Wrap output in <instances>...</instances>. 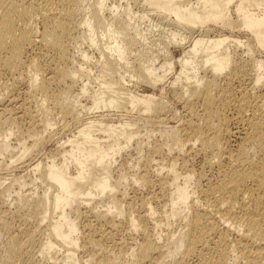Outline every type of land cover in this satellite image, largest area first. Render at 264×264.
<instances>
[{"label": "bare ground", "instance_id": "bare-ground-1", "mask_svg": "<svg viewBox=\"0 0 264 264\" xmlns=\"http://www.w3.org/2000/svg\"><path fill=\"white\" fill-rule=\"evenodd\" d=\"M90 48L98 88L88 94ZM22 86L40 94L42 117L15 98ZM0 90V111L16 106L28 125L18 144L0 135V167L30 177H0L7 264H55L60 252L66 264H126L125 254L130 264H264V0H0ZM167 95L187 115L161 132L167 141L143 145L139 127L166 117ZM44 104L63 127L77 125L45 162L55 117ZM131 146L143 159L130 162L132 180L127 168L116 180L113 164ZM196 157L203 164L189 168ZM130 180L156 185L163 203L153 192L127 201ZM171 218L183 221L177 233ZM119 226L129 245L114 239Z\"/></svg>", "mask_w": 264, "mask_h": 264}, {"label": "rangeland", "instance_id": "rangeland-1", "mask_svg": "<svg viewBox=\"0 0 264 264\" xmlns=\"http://www.w3.org/2000/svg\"><path fill=\"white\" fill-rule=\"evenodd\" d=\"M157 33V32H156ZM165 35H166V33H164ZM163 34V35H164ZM165 35L163 36L164 37V39H165ZM155 37H156V35H155ZM159 37V35L156 37V38H158ZM162 37V38H163ZM158 43V42H157ZM86 44L84 43V44H82V48H86L87 49V46H85ZM155 45V44H154ZM177 49H179V48H177ZM176 49V51H175V56L176 57H178L179 55H180V53H181V49H179V50H177ZM242 49V50H241ZM90 50V52H91V54L93 53V55H95V56H92L91 57V61L89 62V66H90V68H91V72H90V76H91V80H90V91L88 92V94L90 93V92H93V91H95L96 90V88H98V85H97V87H96V84H98V81H97V79L95 78L96 76H97V74H98V72H96L97 70H98V67H97V65H96V59L98 58V53L96 52V51H93V48H90L89 49ZM238 51H239V53H241L243 56H246L245 55V53H243V48H240V49H238ZM242 51V52H241ZM95 52V53H94ZM97 54V55H96ZM27 57H29V54H27ZM94 59V60H93ZM91 62H92V64H91ZM95 62V63H94ZM94 65H96V66H94ZM94 66V67H93ZM97 69V70H96ZM95 74H96V76H95ZM94 76V77H93ZM96 80H95V79ZM94 80H95V82H94ZM97 81V82H96ZM168 83V82H167ZM166 83V84H167ZM92 86V87H91ZM21 89V90H20ZM29 89V90H28ZM93 90V91H92ZM158 90V91H157ZM156 91H155V93L156 94H160V90L159 89H157ZM0 92L1 93H4V91H1L0 90ZM30 92H32V89H30V88H26V87H24V86H22V87H20L18 90H16L15 91V94H14V96H15V98L18 100V102H23L24 103V107H26L27 108V106H28V108H30V109H35V110H39L38 108L36 109V105H37V103H38V101L37 100H40V94H38L37 93V91L35 92V91H33L32 93H30ZM34 93H35V96H34ZM32 94H33V96H34V98L32 99ZM88 94H86V95H88ZM1 96H3L2 94H1ZM0 96V97H1ZM32 96V97H31ZM167 97L168 98H166V100H167V104L168 105H170L169 106V108L170 109H168L167 110V115H166V117L160 122V121H158V123L155 121H153V122H149V123H147L146 125H143V126H141V127H139L140 128V133H142V134H140L142 137H140L139 136V138H141L140 140H144L143 142V145L144 144H146L147 142H151V140L152 141H156V142H165V141H163L164 139L167 141L168 140V137H167V134H165V133H161V132H164L163 130L164 129H169L170 127H173V126H178V125H180L182 122H180V121H182L183 120V118H184V116H186L187 114H186V112H185V110L183 109V105L179 102V101H177V99H175L174 97H172V96H169V95H167ZM85 98H87L86 96L85 97H83L82 99H84V101H83V103H85V102H87V100H85ZM25 99V100H24ZM32 99V100H31ZM36 99V100H35ZM169 102V103H168ZM36 103V104H35ZM34 104V105H33ZM44 105H46V107L44 106ZM43 105V107H44V109L46 110V109H48V108H52L51 110H49L48 109V112H49V115H48V117H55V119L54 118H52V121H54V125L50 128V131H52L53 132V137L51 138L52 140H49V141H47L45 144H44V146L42 147V149L40 150V159L42 158L43 159V161L45 162V161H48V160H50L52 157H54L55 159H58L59 158V155L57 154L58 153V149L60 148V145L61 144H63V142H65V141H67V139L69 138V139H71L72 137H73V135H76V132H77V129H76V127H77V125L76 124H73V123H70V125L68 124V126H66V127H63V121L62 120H60L59 119V114H57L58 113V110H57V108H55L54 106H52V105H47V104H44ZM52 106V107H51ZM12 107H14V110H13V108H11V106H7L6 107V110H4V111H0V135L2 134V133H4V132H11L12 133V135H11V137H10V139H11V143L12 144H18V142H19V139H22V138H25L26 137V133H27V131L25 132V130L27 129V127H28V125H27V122H26V120H19V119H17L16 117H15V115H17V112H16V110H15V107L16 106H13L12 105ZM3 107L2 106H0V109H2ZM9 108V109H8ZM55 108V109H54ZM44 110V111H45ZM131 111V110H130ZM129 110H127V111H125V110H123V111H120V112H118V113H120V114H122L121 116H122V118H127V116H129V114L131 115V116H133L135 113L134 112H130ZM16 112V113H15ZM45 112H47V110L45 111ZM52 112V113H51ZM130 112V113H129ZM175 112V113H174ZM39 113V114H38ZM56 113V114H55ZM36 114L37 115H39L40 116V114H42V116L44 115V112L42 111V113H40V110L38 111V112H36ZM98 115V114H101V112H96V111H94L93 113L91 112H89L88 114H86V115H83L82 117H90V116H94V115ZM186 114V115H185ZM57 115V116H56ZM127 115V116H126ZM18 116V115H17ZM42 116H40V117H42ZM182 116V117H181ZM54 119V120H53ZM25 121V122H24ZM143 127H145L144 129H143ZM146 127H147V129H146ZM26 128V129H25ZM65 128V129H64ZM147 130V131H146ZM148 132V133H150V132H152V134H150L152 137H150V140H149V138L147 137V136H145V135H143V134H146V132ZM22 132V133H21ZM23 134V135H22ZM47 133H43V135H46ZM25 135V136H24ZM147 135V134H146ZM154 135V136H153ZM164 135H166V137L164 136ZM164 136V137H163ZM148 139H146V138ZM1 138V137H0ZM144 138V139H143ZM146 140V141H145ZM64 145H66V144H64ZM132 147H134V146H131L129 149H127V151H124V153L122 152V154H121V157L120 156H118L117 157V159L118 160H116L117 162H115L113 165V178L114 179H118V175H119V172H121L122 170L121 169H125V168H127V169H125L124 171H128V179H131L132 180V174L134 173V170H135V168H137V167H139V163L142 161V159H143V156H141L142 154H139V153H137L135 150H133L132 149ZM58 148V149H57ZM128 151H129V153H128ZM129 154V155H128ZM43 155V156H42ZM128 155V156H127ZM46 156V157H45ZM49 157V158H48ZM130 158H131V160H130ZM135 158V159H134ZM136 159H137V161H136ZM9 160V157L7 158H4V162H6L7 164H8V161ZM136 161V162H135ZM130 162H133V163H135V168H134V170H132L129 166V164H130ZM203 161H202V158H200V157H196V158H193L191 161H189V165H188V167L189 168H194V169H197V168H200L201 167V165L203 164L202 163ZM137 163V164H136ZM120 165V166H119ZM121 165L122 166H124V168H122L121 167ZM13 167V168H12ZM120 167V168H119ZM116 168V169H115ZM121 170V171H120ZM132 170V171H131ZM7 172V173H6ZM24 172H22L21 171V168H15L13 165H9V167H7V166H5V164H1V167H0V177L1 178H3V180L4 179H6L5 180V183H8L9 181H10V179L12 178V176L14 175V176H18V175H24L23 174ZM8 175V176H7ZM6 177V178H5ZM9 178V179H8ZM8 179V180H7ZM25 179L27 180V182L30 180V177L28 176V175H26L25 174ZM2 179H1V181H3ZM131 180L130 181H128V182H126L125 183V181L123 182V186L126 184H128L126 187L124 186H120V191L122 192V191H124V189L126 190L125 191V193H126V195H125V199L127 200V201H129V202H133V204L135 203V205L137 204V203H140V201H141V199H148V198H150V194L151 195H153L152 194V192L154 193V194H157V200H156V203H158V204H162L163 202V198H161V196H160V193L158 192L157 193V190L158 189H156L157 188V186L155 185V186H151V187H149L148 185H145V183L143 182V181H139V183H135V184H130V182H131ZM125 183V184H124ZM132 183V182H131ZM30 187H32L31 185H29V184H27V185H25L24 187H23V193H22V198H23V196L25 195V198H28L29 197V194L31 193V188ZM155 187V188H154ZM29 188H30V190H29ZM27 189V190H26ZM29 191V192H28ZM155 191V192H154ZM24 194V195H23ZM14 195V194H13ZM120 197H122V196H120ZM162 200V201H161ZM158 201V202H157ZM95 202H93V203H91V205L92 204H94ZM101 203H99V205H97L96 203L94 204V205H92V206H94V208H95V205H96V208H95V210H97V209H100L99 211H101V210H104V208H105V206H103L102 204L100 205ZM100 206H102V207H100ZM138 206V205H137ZM136 206V207H137ZM87 217H88V219H87ZM90 219V220H89ZM174 221H173V220ZM88 220V222L91 224V225H93L92 227H95V228H97L98 230H100V228L101 227H103L98 221H95V217H93L92 215H90V214H88V215H86V217H85V221H87ZM171 220H172V222H171ZM92 221V222H91ZM171 222V223H170ZM182 220L181 219H179V218H171L170 220H169V223L165 226V227H169V228H167V229H169L168 231H170L171 233H175V231H176V233L178 232V230H181L180 229V227H182L181 225H182ZM118 229L116 230V229H114V231H113V235L114 236H116L114 239H117V240H120V241H124L125 242V244L126 245H129V243H130V241H131V239H129L130 238V236L132 235L131 234V232L125 227V226H119V227H117ZM120 228V229H119ZM122 228V229H121ZM129 231V232H128ZM133 237L135 238V242L136 241H138L139 240V236H138V234L137 233H134V235H133ZM104 242V244H103V246H105V248H106V250L108 251V253H112V251L111 250H113L112 248H113V245H112V242H111V240H103ZM127 242V243H126ZM1 247V246H0ZM110 250V251H109ZM89 254V255H88ZM85 253V251H82V252H80V255L78 254V257H82V258H80V260L81 259H83V261L84 260H86V259H88L89 257H90V253ZM57 255V257L59 258H57V262H55V264L57 263H59V264H66V262L65 261H62V253L60 252V254L59 253H57L56 254ZM88 257V258H87ZM3 260H2V259ZM85 258V259H84ZM124 258V259H123ZM130 257H127V255L125 254V255H123L119 260L120 261H123V260H125V261H127V259H128V261L127 262H125L126 264H130V260H131V258L129 259ZM61 259V260H60ZM129 262V263H128ZM51 263H52V261H51ZM94 263V262H93ZM92 263V264H93ZM0 264H7L6 263V261H5V258H4V254H3V252L1 251V248H0ZM67 264H69V263H67Z\"/></svg>", "mask_w": 264, "mask_h": 264}]
</instances>
